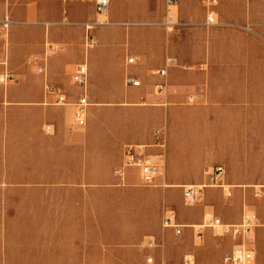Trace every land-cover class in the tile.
I'll list each match as a JSON object with an SVG mask.
<instances>
[{"label":"crops","instance_id":"0c3cea01","mask_svg":"<svg viewBox=\"0 0 264 264\" xmlns=\"http://www.w3.org/2000/svg\"><path fill=\"white\" fill-rule=\"evenodd\" d=\"M242 3L243 0H179L172 25L167 24L166 10L161 22L156 20L163 9L160 14L144 10L140 14L142 22L139 26L142 28L137 36L135 32L131 36L130 52L136 56L133 63H129L130 57H125L123 48L117 50L119 57H112L113 45L104 37L110 31L104 32L103 45L94 49L88 60L82 57L81 50L73 54L76 50L69 40L60 37V30L52 29L51 43L61 47L47 58V74L39 73L40 77H34L23 88L22 97L18 96V88L4 91L0 86L1 121L4 116L8 119L11 111L17 109L13 104L25 103L28 104V115L37 113L41 122H48L43 126V134L26 140L28 156L33 161L30 169L23 173L30 175L46 173L35 170L38 162L34 160L46 159L51 153L52 142L61 144L59 151L63 155L74 151L83 157L82 149L78 150V144L83 141L66 133L63 126V123L71 122L72 129L78 128L73 124L74 103L83 96L84 90L73 81L77 65L86 61L89 64L91 96L96 104L139 106L140 127L117 142L116 146L122 150L117 167L123 163L126 145H144L147 153L162 163V176L156 186H145L137 170L129 169L124 180L117 177L114 170L118 187L152 195L122 199V205L134 207L131 212L137 217L133 228L114 234L127 239L123 244L132 247L131 251L124 252L130 256L124 257V264H128L127 259H132L129 264H148V258H153L155 264H182L186 258L191 259L192 264H223L235 247L244 242L251 246L255 262L264 264V196L254 194L256 185L264 187V95H254L250 89L238 91L234 77L237 57H259L260 49L264 57V47L258 49L259 43L252 41L249 35L224 25L238 18ZM211 12L219 20L213 25L207 20ZM68 25L71 23L64 22L60 27ZM164 31L166 40L162 37ZM179 57L187 58L180 60ZM170 58L175 62L167 66ZM176 58L181 65H176ZM162 69L166 70L164 76L158 74ZM127 76L137 77L141 86L127 85ZM46 83L63 93L67 103L58 104L57 95L47 92ZM116 87L120 89L116 90ZM6 100L11 105L5 106ZM46 125L53 127L51 134L45 132ZM163 126L167 132L154 129ZM157 132L165 143L164 147L157 145ZM10 138L0 132V190L56 188L45 180H6L8 174L19 172L7 165L3 154L7 143L16 141ZM85 142L91 156L97 149L98 140L90 135ZM210 161L217 164L207 165ZM84 165L90 166L91 162L79 164L81 168ZM213 166H224V181L231 186L232 196L226 197L220 188L208 187L196 203L187 205L184 197L182 200L184 187L204 183V170ZM60 173H66V169ZM76 173L85 174L83 168ZM58 184V188L67 190L84 189L93 183L80 177V180H62ZM224 198L230 200L226 202ZM98 205L97 198H64L58 213L52 214L49 198L34 204L29 199L21 203L18 199L9 203L3 201L0 221L43 224L41 235L35 231V241L28 246L19 247L13 241H4L0 247V264L93 262V258L84 256L93 254L92 247L99 246L96 231ZM211 210L214 217L230 225H240L247 214H253L254 225L248 237L223 234L212 228L197 235L193 226L202 224ZM166 218L181 227L180 234L175 228L163 226ZM52 221H58V242L52 241ZM150 240L156 246H149ZM83 246L86 250L82 249Z\"/></svg>","mask_w":264,"mask_h":264},{"label":"rangeland","instance_id":"374dc122","mask_svg":"<svg viewBox=\"0 0 264 264\" xmlns=\"http://www.w3.org/2000/svg\"><path fill=\"white\" fill-rule=\"evenodd\" d=\"M146 9H149L153 14L155 12L160 14L163 9L162 15L156 20L161 22L165 17V0L143 2L111 0L108 15L97 13L96 0H0V74L8 70L12 75V79L6 85L0 86L4 91L16 87L19 89L18 96H23V88L32 82L34 77L39 76L38 67L42 64L43 59L50 57L61 47L52 45V29L60 30V37L69 40L71 46L76 50H73V54H78L81 50L82 57H87L88 60L91 57V52L103 45L104 37L111 40L110 43L113 45L111 48L114 49L112 57H119L118 48L125 49V57H136L130 52L131 36L134 32L137 36L138 30L142 28L139 26V23L142 22L140 14ZM215 17L218 23L219 20L217 16ZM237 17L236 20L225 22L224 25L233 26L241 33L249 35L252 41L259 43L258 49L264 47V0H243ZM6 20L9 22H5ZM100 21H107L108 24L98 25ZM64 22H69L71 25L60 27ZM54 25L55 27H52ZM105 31H110V33L103 37ZM165 33L164 31L162 35L164 40H166ZM183 58L187 57L178 59ZM178 59L176 58V65H181ZM237 60L234 64L236 70L234 77L237 79L236 89L238 91L250 89L254 95H260V97L264 95V57H262L261 49L259 57H237ZM88 89L90 106L87 126L72 129L71 122L63 123L66 133L74 134L77 139L83 141L78 144V150L82 149L83 157L80 152L74 151L63 155L59 151L61 144L52 142L51 153L47 158L34 160L38 162L35 164V170H44L45 174L30 175L23 171L30 169V162L33 161L28 156L26 140L43 134V126L48 122H41L37 113L28 115V104L25 103L13 104L17 109L11 111L8 119L4 116L3 120H0V132L10 135L12 137L10 140H16L7 143L3 154L6 156L7 165L19 172L8 174L6 180L11 182L45 180L50 181L56 187L50 190H0V204L3 201L9 203L12 199H18L19 203L29 199L31 204H34L38 200L49 198L51 213L57 214L64 198H97L99 205L97 206L98 230L96 231L99 246H93V254L84 256V258L87 256L93 258V262L84 264H124V257H130L124 252L131 251L132 247L123 244L127 239L114 234L133 228V222L137 217L133 216L131 212L134 207L122 205V199L152 195L133 193L128 188L117 186V181H114V170L120 165L119 158L122 150L116 145L122 137L130 135L135 128L140 127L142 116H140L137 105L96 104L91 96V76H89ZM115 89L119 90L120 88L116 87ZM8 101L6 100L5 106L11 105ZM154 129L156 131L162 129V132H167L165 126ZM55 133H57V129ZM187 133L185 132V134ZM90 135L98 140L97 149L91 156L86 150L85 142ZM5 151L7 152L5 153ZM86 161L91 162V165L82 167L85 174L76 173L82 169L79 166L80 162L86 164ZM216 164L210 161L207 165ZM64 169H66V173H60V170ZM80 177L93 184H87L84 189L65 190L57 187L58 182L62 180L75 181L80 180ZM142 188L151 189L152 187ZM224 199L226 202L230 200ZM213 216L212 210L206 214V218ZM251 216V214H247V217ZM42 224V222L33 221H0V247H3V242L6 240L13 241L19 247L30 245V242L35 241L33 237L35 231H39L38 234L41 235ZM57 227L58 221H52L51 237L53 242L60 240ZM82 249L86 250V247L83 246ZM95 259L96 262H94ZM130 260L132 259L126 260L128 264L131 262Z\"/></svg>","mask_w":264,"mask_h":264},{"label":"built area","instance_id":"2783aa9c","mask_svg":"<svg viewBox=\"0 0 264 264\" xmlns=\"http://www.w3.org/2000/svg\"><path fill=\"white\" fill-rule=\"evenodd\" d=\"M111 0H96V11L99 15H108L110 8ZM179 0H166V18L167 24L172 25L178 8ZM211 3H209V6ZM208 24L213 25L216 24V17L214 13L208 14ZM107 21H100L98 25H107ZM90 28V27H88ZM93 42V40H92ZM94 44V43H93ZM45 57L42 61V64L38 67V72L46 75L48 62ZM129 63L134 62V58L130 57L128 59ZM173 59L167 60V66L174 64ZM89 64L88 62H84L82 64L77 65L75 68V72L73 75V81L76 85L80 86L84 90V94L74 103V120L73 124L78 128H84L88 123V108L90 103L87 97V89L89 84ZM159 75L164 76L166 74V70L162 69L158 71ZM12 79V75L8 70H5L0 74V85H6L9 80ZM126 84L132 85L134 87L141 86V81L136 77L127 76ZM46 90L49 94L57 95V103L58 104H66L67 98L66 96L58 92L56 89L52 88L48 83H46ZM45 132L51 134L54 129L50 125L45 126ZM160 133H156L157 137ZM157 145L164 147L165 143L160 137L157 138ZM129 169H135L139 172L140 178L145 186H156L158 183V179L162 176V163L156 160L152 155L147 153V146L144 145H136L129 144L125 146L124 149V159L121 166L115 169V175L120 179L124 180ZM226 170L224 166H213L207 167L203 174L206 181L200 185H188L184 187L183 197L184 202L187 205H193L196 203L203 190L208 187H217L222 189L223 193L226 197H231L233 192L231 190V186L226 184L224 181ZM254 194L256 196H264V187L261 185H256L254 187ZM251 217H245L244 221L240 225H230L224 223L218 217L206 218L204 222L200 225L193 226V230L197 235H201L203 231L207 228H212L216 231H219L223 234H232L236 237L245 238L248 237L250 231L253 227L254 215L251 214ZM164 227H172L177 230V233H181V227L172 222L170 218H166L164 220ZM149 246H156V243L152 240L149 241ZM148 264H155L153 258L147 259ZM160 264H168V263H160ZM182 264H192L191 259L186 258L184 263ZM223 264H257L255 262L254 252L251 249V246L247 243H241L237 245L233 251V253L227 256L224 259Z\"/></svg>","mask_w":264,"mask_h":264},{"label":"bare ground","instance_id":"6f19581e","mask_svg":"<svg viewBox=\"0 0 264 264\" xmlns=\"http://www.w3.org/2000/svg\"><path fill=\"white\" fill-rule=\"evenodd\" d=\"M5 22H9V20H6Z\"/></svg>","mask_w":264,"mask_h":264}]
</instances>
